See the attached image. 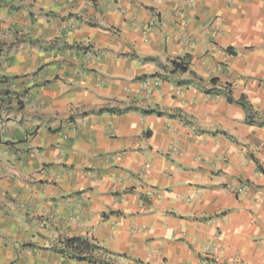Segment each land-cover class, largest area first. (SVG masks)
Masks as SVG:
<instances>
[{"label":"crops","instance_id":"0c3cea01","mask_svg":"<svg viewBox=\"0 0 264 264\" xmlns=\"http://www.w3.org/2000/svg\"><path fill=\"white\" fill-rule=\"evenodd\" d=\"M259 167L264 0H0V264H264Z\"/></svg>","mask_w":264,"mask_h":264},{"label":"trees","instance_id":"16d2710c","mask_svg":"<svg viewBox=\"0 0 264 264\" xmlns=\"http://www.w3.org/2000/svg\"><path fill=\"white\" fill-rule=\"evenodd\" d=\"M144 62H157L155 58H145ZM159 68L163 71L164 74L173 77L176 75H183L190 73L189 70V61L187 57L184 58H175L167 61V64L160 65ZM212 84H217L216 80L211 81ZM227 94V92H226ZM227 100L232 102L230 96H227ZM242 105L247 113L249 114V123L253 119V114L249 107L246 104L237 102ZM134 109L133 107H125L123 109H101L98 114H111V115H120L129 110ZM143 114H154L155 110L142 111ZM159 116L163 113L156 112ZM179 118H182V115L179 113ZM259 171L264 175V169L259 167ZM29 246V245H26ZM55 252L76 261H83L89 264H111L113 262V253L104 249L98 245L94 240L90 238L83 237H64L58 238L56 245L53 249Z\"/></svg>","mask_w":264,"mask_h":264},{"label":"built area","instance_id":"2783aa9c","mask_svg":"<svg viewBox=\"0 0 264 264\" xmlns=\"http://www.w3.org/2000/svg\"><path fill=\"white\" fill-rule=\"evenodd\" d=\"M44 68L43 69H41V70H39L38 72H37V76L38 77H41V75L44 73ZM15 99H17V98H15ZM18 100V99H17Z\"/></svg>","mask_w":264,"mask_h":264}]
</instances>
